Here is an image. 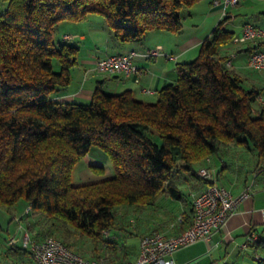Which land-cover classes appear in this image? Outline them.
<instances>
[{"label": "trees", "instance_id": "16d2710c", "mask_svg": "<svg viewBox=\"0 0 264 264\" xmlns=\"http://www.w3.org/2000/svg\"><path fill=\"white\" fill-rule=\"evenodd\" d=\"M3 1L0 205L11 208L25 200L53 228L70 225L87 237L93 245L91 258L113 264L132 260L111 231L122 228L115 208L153 204L160 193L182 200L174 171L184 169L206 187L211 181L197 170L210 168V158L218 153L242 147L255 150V175L264 178L263 88H244L219 54L234 37L225 17L192 60L175 64V80L158 90L154 102L129 90L108 93L104 80L97 81L87 102L61 101L56 94L71 81L78 47L72 38H63L66 34L54 39L58 23L80 22L97 13L117 41L142 42L151 30L179 32L188 8L199 0ZM157 136L160 143L154 141ZM92 146L105 152L111 175L74 183L72 170ZM91 166L103 174V166ZM47 231L33 239L54 236ZM255 236L246 244L264 249V235ZM106 251L107 256L100 254ZM257 262L264 264L261 258Z\"/></svg>", "mask_w": 264, "mask_h": 264}, {"label": "crops", "instance_id": "0c3cea01", "mask_svg": "<svg viewBox=\"0 0 264 264\" xmlns=\"http://www.w3.org/2000/svg\"><path fill=\"white\" fill-rule=\"evenodd\" d=\"M218 1L214 3V0H199L189 7L187 14L182 19V29L179 32L151 30L146 33L142 42H120L114 38L112 39L108 32L105 33L104 38L100 34L101 39L92 43L90 51L88 50L86 54L80 55L79 58H77L79 53L77 52L76 63L72 68L77 70L75 79H82L79 85L75 84L74 87H69L68 84L67 88L56 94V98L61 101L87 102L97 81L104 80L103 87L108 93L129 90L134 97L144 102H150L153 100L150 98L157 97V92L160 88L175 80V64L191 60L189 55L197 53L200 43L221 18L225 17L224 25L234 32V36L241 31L244 24H252L264 28V0H240L239 3L233 6H224L221 0ZM4 5L5 1L0 0V12ZM98 26L103 31V24L98 23ZM89 33L88 31L80 33L76 31L71 34L61 32L59 37H61V34L72 36L70 42L77 45L79 51L80 44L88 39ZM260 44V41L235 43L232 39L231 42L219 48V54L226 57V61L230 63L228 67L242 78V86L244 88L247 89L252 86L262 87L264 94V70L252 69L257 72L251 76H246L245 73L246 70H249L246 69L249 68L246 64L248 55L251 51L260 47ZM155 46H160L161 48L158 55L150 58L143 55L147 49ZM112 51L118 52L114 53ZM130 52H136V55L132 58L135 67L133 71L134 77H124L123 75L106 76L94 69L93 62L96 58L111 54H128ZM235 59L237 61L234 63ZM144 89H150L151 91L147 92ZM89 152L81 159L84 164L76 171V179H72L74 183L94 181L111 175V168L104 167L102 165L103 162L90 156ZM228 152L233 157L231 154L233 151L229 149L227 150ZM237 152L241 151L236 149ZM221 156L224 158V162L220 163L214 160V157H211L209 163L210 169L214 173L216 184H218L219 178L227 168L228 160L226 158L228 156L225 155V152ZM202 164L200 163V165ZM91 165L103 166V174L96 173ZM223 165L225 167L221 172H218ZM253 171L252 179L249 181L248 176L244 174L243 177L239 176L230 180L231 184L229 187L224 186V184H218L228 189L233 195L248 190L250 196L240 203L238 209L228 217L225 225L213 234L212 244L207 242L208 247L203 249L201 252L203 254L200 255L198 253L196 255L199 258V262L207 260L208 264H220L219 258L214 256L215 252H219V250H222L224 259L226 255L231 256L237 250L250 253L253 255V260L258 261L259 256L256 255L258 248L248 243L246 247L243 246L250 234L264 235V178L261 175L260 178L259 176L256 178L255 166ZM243 172H245L244 169ZM216 174L217 177H215ZM184 181L189 185L192 184L186 179ZM204 187L205 183L202 181L190 185V200L182 207L181 214H179V216L183 217L182 223L168 224L166 230L160 227L151 230L147 228V231L142 235L153 232L176 235L188 227L192 217L191 200ZM197 242H202V240L193 244ZM137 252L138 246L135 255L132 256L130 254L129 257L133 260ZM171 258L175 264H188L189 259H191V257H183L179 253H173Z\"/></svg>", "mask_w": 264, "mask_h": 264}, {"label": "rangeland", "instance_id": "374dc122", "mask_svg": "<svg viewBox=\"0 0 264 264\" xmlns=\"http://www.w3.org/2000/svg\"><path fill=\"white\" fill-rule=\"evenodd\" d=\"M98 23L103 24V31L100 29V26H98ZM76 31H78L79 33L86 31L90 32L88 39L80 44L77 58H79L80 55L86 54L90 49L92 43L96 40L101 39V35L104 38V36L106 35L105 33H110L108 27L106 26L104 17L97 13H90L84 20L80 22L58 23L57 30L54 33V39L59 40V34L61 32L71 34ZM111 37L113 39L112 35ZM112 52L117 53L118 51ZM197 53L189 55V58H191L192 60L194 56L197 55ZM236 61L237 59L234 60V63ZM52 65L54 70H58V64L55 60L53 61ZM246 69H249L245 72L246 76L254 75L255 72H257L255 70H252V68ZM76 72L77 70H75L74 68L70 69L71 81L68 85L69 87H74L75 84L79 85V82L82 80L75 79ZM150 99H153L150 102H154L156 100V97H152ZM154 141L160 143V138L158 136L154 137ZM241 149V152L237 153L236 151L232 150L233 153L231 154L233 155V157H231L229 152H225V155L228 156V158H226L228 160L227 168L224 170L225 172L223 171L224 174L219 178L218 184H224V186L229 187L231 184L230 180L236 179L239 176L243 177L244 174L248 176V181L252 179L253 168L256 164L255 150H247L243 149L242 147ZM89 155L99 160L100 162H103L102 165L104 167L107 166L111 168L105 152L102 151L99 147L92 146L90 148ZM221 155L222 152L218 153V155L214 156V160L220 162V159L218 157H221ZM83 164V160H80L74 166L72 170V179H76V171ZM243 169L245 172H243ZM173 178L175 179L176 183L178 184L177 186L182 192V200L174 199L166 194L160 193L154 200L153 204L119 205L115 208L116 219L119 222V226H121L122 228L117 227L114 230L112 229L111 231H114L118 234L117 242L119 243V245L122 244L123 249L132 256L136 253V249L139 243V237L147 231V228L151 230L153 228L160 227L166 230L168 224L177 223L176 221L179 214H181L182 207L190 200V185L199 182L197 178L191 176L184 169L174 171ZM185 179L192 184H187L184 181ZM26 209H28L29 213L26 211ZM0 225L2 226V230H0V264H35V262L29 255V246H24L23 244L24 235L25 233H28L30 237H32V239L35 237L39 238L44 236L43 232L45 230H48L47 233L53 232V234L51 233L52 235L63 238L72 249L78 251L83 256L92 257L91 250L93 248V245L87 237L81 235L70 225H61L59 228H53L51 226V222L45 219V217H42L39 212H31L25 200L23 199H20L11 208H6L0 205ZM207 247L208 243L202 240V242H197L195 244L192 243L188 246L182 247L176 250L174 253H179L183 257H191L188 264H208L207 260L199 262V258L196 257L198 253H200V255L203 254L201 252L204 248L207 249ZM22 248L25 249L26 252H24ZM100 254H102L103 256H107L108 252H100ZM256 255L264 260V249L258 248V250L256 251ZM214 256L215 258H219L220 264L258 263L256 260H253V255L246 251L240 252L236 250L233 255H226L224 259L222 250H219V252H215ZM237 257L239 260L237 259ZM128 258L131 259L130 257Z\"/></svg>", "mask_w": 264, "mask_h": 264}, {"label": "built area", "instance_id": "2783aa9c", "mask_svg": "<svg viewBox=\"0 0 264 264\" xmlns=\"http://www.w3.org/2000/svg\"><path fill=\"white\" fill-rule=\"evenodd\" d=\"M240 0H221L224 6H233ZM219 2L214 0V3ZM70 39L72 36L63 35ZM260 41V47L250 52L246 64L249 68L264 70V28L244 24L241 31L233 37L235 43ZM160 46L147 49L143 55L150 58L160 53ZM136 52L128 54H111L94 60V69L106 76L123 75L134 77L133 56ZM226 65L230 63L226 61ZM137 80V79H136ZM150 92V89H144ZM261 103L263 99L258 96ZM208 160V158H207ZM197 175L210 180L204 189L195 194L191 200L192 217L188 227L176 235H165L162 232H153L139 237L138 252L133 260L116 262L113 264H175L172 254L196 241L203 240L212 244V236L223 227L230 215L239 207L240 203L250 196L248 190L233 195L225 187L215 183L213 171L205 166L197 170ZM28 212V209H26ZM177 223L183 222V217L177 218ZM109 235L108 231H103ZM250 234L247 239H255ZM24 246H29V254L35 264H106L102 258L85 257L81 253L70 248L64 241L54 236H46L42 239H32L25 233ZM246 247V243L243 245Z\"/></svg>", "mask_w": 264, "mask_h": 264}]
</instances>
